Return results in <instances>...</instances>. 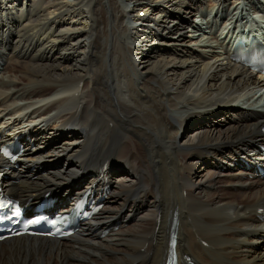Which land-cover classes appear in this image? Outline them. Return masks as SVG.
<instances>
[{
    "label": "bare ground",
    "instance_id": "obj_1",
    "mask_svg": "<svg viewBox=\"0 0 264 264\" xmlns=\"http://www.w3.org/2000/svg\"><path fill=\"white\" fill-rule=\"evenodd\" d=\"M167 1V12L149 13L156 1L0 0V62L15 79L0 78V126L35 123L19 167L0 166L4 191L64 201L104 187V166L111 176L83 233L6 240L0 264H164L173 217L180 264H264V179L243 163L264 145V111L244 108L252 99L264 110V83L216 52L217 36L182 33L201 0ZM217 1L203 10L229 0Z\"/></svg>",
    "mask_w": 264,
    "mask_h": 264
},
{
    "label": "rangeland",
    "instance_id": "obj_2",
    "mask_svg": "<svg viewBox=\"0 0 264 264\" xmlns=\"http://www.w3.org/2000/svg\"><path fill=\"white\" fill-rule=\"evenodd\" d=\"M216 9H217V8H216ZM200 39H201V38H200ZM201 40H202V39H201ZM8 65H9V63H6V66H5L4 68L6 69V67H8ZM7 71H8L7 69H6L5 71H4V70L1 71V72H0V74H1V75H0V76H1L0 78H3L4 81H5L6 83H10V85H11V84L13 83L12 81H14L15 79L11 78V77H10V74H8ZM4 73H5V74H4ZM6 77H7L8 79H7ZM11 79H12V80H11ZM7 80H8V81H7ZM15 82H16V81H15ZM54 92H56V90H55ZM254 92H257V90H255ZM254 92H253V93H254ZM253 93H252V94H253ZM252 94L250 95V97L252 96ZM261 109H262V108H261ZM173 214H174V213H173Z\"/></svg>",
    "mask_w": 264,
    "mask_h": 264
}]
</instances>
